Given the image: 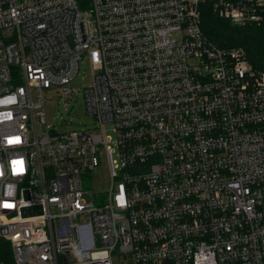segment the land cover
Here are the masks:
<instances>
[{
	"label": "built area",
	"instance_id": "obj_1",
	"mask_svg": "<svg viewBox=\"0 0 264 264\" xmlns=\"http://www.w3.org/2000/svg\"><path fill=\"white\" fill-rule=\"evenodd\" d=\"M89 2L0 0V264H264V71L202 29L264 0ZM86 59L97 130L58 133L44 92Z\"/></svg>",
	"mask_w": 264,
	"mask_h": 264
},
{
	"label": "rangeland",
	"instance_id": "obj_2",
	"mask_svg": "<svg viewBox=\"0 0 264 264\" xmlns=\"http://www.w3.org/2000/svg\"><path fill=\"white\" fill-rule=\"evenodd\" d=\"M90 3V2H89ZM89 7V6H88ZM93 71L90 60L81 63V70L69 89L72 93L67 98L61 96V90L51 89L44 92L47 100L44 113L47 126L58 133H69L72 131L94 132L97 130L96 120L87 114L85 110V99L83 89L92 83ZM85 199L88 202L98 204V198L107 201L111 188V177L109 164L105 155H100V165L90 175L83 179ZM113 264L119 261L115 257Z\"/></svg>",
	"mask_w": 264,
	"mask_h": 264
},
{
	"label": "trees",
	"instance_id": "obj_3",
	"mask_svg": "<svg viewBox=\"0 0 264 264\" xmlns=\"http://www.w3.org/2000/svg\"><path fill=\"white\" fill-rule=\"evenodd\" d=\"M78 1L83 9L88 8L89 0ZM202 29L220 48L244 49L253 67L264 71V21L251 27H235L208 9L202 17Z\"/></svg>",
	"mask_w": 264,
	"mask_h": 264
}]
</instances>
